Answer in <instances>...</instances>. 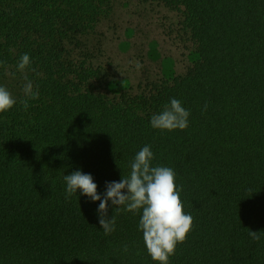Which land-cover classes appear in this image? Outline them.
Segmentation results:
<instances>
[{
	"label": "trees",
	"instance_id": "obj_1",
	"mask_svg": "<svg viewBox=\"0 0 264 264\" xmlns=\"http://www.w3.org/2000/svg\"><path fill=\"white\" fill-rule=\"evenodd\" d=\"M112 1L0 0V84L27 53L39 90L27 110L0 114V264H155L138 215L110 205L105 236L98 202L65 199L63 183L82 169L103 191L146 144L175 170L193 217L170 264H264V0H159L183 11L198 59L148 95L119 97L97 92L99 71L67 61L64 46ZM171 98L190 111L188 128L152 129Z\"/></svg>",
	"mask_w": 264,
	"mask_h": 264
},
{
	"label": "rangeland",
	"instance_id": "obj_2",
	"mask_svg": "<svg viewBox=\"0 0 264 264\" xmlns=\"http://www.w3.org/2000/svg\"><path fill=\"white\" fill-rule=\"evenodd\" d=\"M111 6L93 31L64 44L67 61L84 62L99 71L92 81L97 92L145 96L160 80L185 74L198 59L182 10L159 0H113ZM25 77L27 72L9 68L0 85L17 96L23 93Z\"/></svg>",
	"mask_w": 264,
	"mask_h": 264
},
{
	"label": "clouds",
	"instance_id": "obj_3",
	"mask_svg": "<svg viewBox=\"0 0 264 264\" xmlns=\"http://www.w3.org/2000/svg\"><path fill=\"white\" fill-rule=\"evenodd\" d=\"M30 65V56L25 53L19 58L16 68L23 73ZM136 67L142 65L137 63ZM22 91L24 98L18 101L7 87L0 85V114L8 112L17 103L27 110L28 101L39 97L38 87L34 88L27 77ZM189 117L190 111L183 102L171 98L161 110L151 115L149 125L161 132L183 131L189 126ZM154 158L151 145H144L129 161L128 174L119 180L105 181L103 191H98L93 176L82 169L63 175L65 199L78 196L79 192V196L90 202H98L95 212L105 236L116 231V217L108 215L110 205L115 211L138 215L137 230L142 234L148 255L155 264H170L177 245L183 243L191 231L193 217L184 210L175 170L154 164ZM249 236L259 239L257 232L250 231Z\"/></svg>",
	"mask_w": 264,
	"mask_h": 264
}]
</instances>
